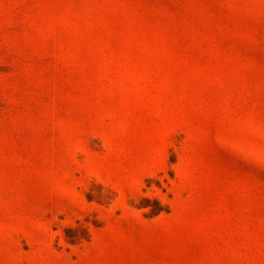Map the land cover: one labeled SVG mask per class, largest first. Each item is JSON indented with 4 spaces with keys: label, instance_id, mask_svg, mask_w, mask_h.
Segmentation results:
<instances>
[{
    "label": "rangeland",
    "instance_id": "obj_1",
    "mask_svg": "<svg viewBox=\"0 0 264 264\" xmlns=\"http://www.w3.org/2000/svg\"><path fill=\"white\" fill-rule=\"evenodd\" d=\"M0 264H264V0H0Z\"/></svg>",
    "mask_w": 264,
    "mask_h": 264
}]
</instances>
